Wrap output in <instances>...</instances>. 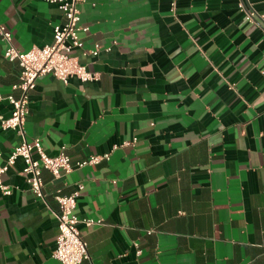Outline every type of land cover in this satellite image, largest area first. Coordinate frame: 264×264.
Listing matches in <instances>:
<instances>
[{"label": "crops", "instance_id": "crops-1", "mask_svg": "<svg viewBox=\"0 0 264 264\" xmlns=\"http://www.w3.org/2000/svg\"><path fill=\"white\" fill-rule=\"evenodd\" d=\"M238 2L176 0L171 12L169 0L85 1L84 47L100 53L80 62L98 80L38 79L25 139L73 162L110 159L57 179L43 170L44 201L18 159L2 176L13 191L0 193V264H58L54 197L78 184L76 215L102 221L78 226L81 264H264V0H244L252 23ZM63 21L48 0H0L20 52L51 44ZM5 48L0 38V93L18 98ZM10 112L2 99L0 117ZM21 141L0 126V164Z\"/></svg>", "mask_w": 264, "mask_h": 264}, {"label": "built area", "instance_id": "built-area-1", "mask_svg": "<svg viewBox=\"0 0 264 264\" xmlns=\"http://www.w3.org/2000/svg\"><path fill=\"white\" fill-rule=\"evenodd\" d=\"M86 0H48L49 3L57 4L63 16V22L56 24L52 29V43L42 48H32L26 52L18 51L12 44V35L0 24V38L6 43L4 58L9 62H16L20 69L19 81L13 87L20 91L18 98L12 95L3 97L0 93V101L7 100L11 107L10 116L6 119L0 117V126L3 130L16 132L22 141L15 146L7 155L4 164H0V193L4 196L12 194V187L2 182V176L15 165L18 159L23 162L22 175L35 198L44 201L42 190L43 182L41 173L46 170L54 178L66 177L74 170L94 166L101 161L110 159V152L103 155H92L86 160L73 162L64 152L63 148L55 156L47 155L39 139L27 141L25 139L24 124L29 113V94L34 90L36 81L44 76H52L63 84L70 79H76L82 84L92 83L98 80L99 75L90 72L80 62V57H97L100 53L98 46L85 49L82 34L88 28L81 26L80 7ZM170 1V11L173 12L176 0ZM238 10L244 15L248 23L254 21L255 13L239 0ZM107 51V50H106ZM78 52V54H77ZM133 139L125 142L122 146L134 145ZM117 146L112 148V151ZM1 156V154H0ZM83 190L82 184L69 195L56 194L54 199L58 204L56 213L58 233L55 240V248L52 257L58 264H81L90 261L87 244L82 240L79 224H102V221L90 219L80 220L76 215L77 199ZM151 231L148 232L150 234ZM136 256L141 255L140 247L133 244ZM89 264H92L89 262Z\"/></svg>", "mask_w": 264, "mask_h": 264}]
</instances>
